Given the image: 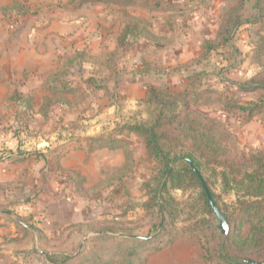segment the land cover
Returning <instances> with one entry per match:
<instances>
[{
  "label": "rangeland",
  "instance_id": "374dc122",
  "mask_svg": "<svg viewBox=\"0 0 264 264\" xmlns=\"http://www.w3.org/2000/svg\"><path fill=\"white\" fill-rule=\"evenodd\" d=\"M58 1L74 8L52 16L67 22L66 29L60 30L62 35L47 30L49 16L41 11L44 1L0 2V125L10 132L20 119L32 124L37 128L28 134L37 132L52 151H65L74 139L77 143L85 140L87 148L91 145L89 152L97 150L85 154L77 168L64 170L71 180L65 190L84 208L77 217L86 222L63 230L52 250L64 253L53 254L58 262L51 264H218L205 259L202 243L213 252L214 237L224 239L227 233L215 229L218 222L206 213L195 184L184 182L178 188L167 183L163 199L159 198L165 205L160 221L152 193L161 165L148 154L143 138L131 126L151 118V109L141 98L149 85L183 91L192 83L195 91L189 94L190 100L195 99L194 108L224 126L230 158L264 152V111L250 118L238 108L253 101L264 110V91L236 87L257 73L264 76V67L251 56L253 47L264 39V0H108V6L90 0ZM54 4L56 0H52ZM258 15V22L242 25L231 41L240 63L229 68L234 59L225 49L204 52L205 42H217L229 33L225 27L245 18L253 21ZM135 26L132 31L145 37L129 36L126 45L117 47L122 28ZM75 52L92 59L72 61L67 67L66 77L72 85L86 87L85 80L93 71L96 85L102 87L93 88L83 106H71L77 101L72 96L73 103L62 108L58 104L62 95L52 92L51 96L43 81L58 58H62V67ZM109 52H114L113 71L119 74L106 80L107 73L97 71L102 65L95 58ZM44 96H51L56 104L52 103V114L46 118L38 112ZM28 98H32L30 103ZM99 136L108 138L112 147L98 148L99 143L89 140ZM120 174L124 175L121 182L117 180ZM124 183H128V194L120 193ZM213 190L221 208L229 213L234 192L225 191L219 181ZM99 226H115L121 235L90 234L84 240V235ZM20 243L7 245L12 256L2 264H50L45 253L27 250L30 242ZM261 253L254 259H260ZM63 255L68 256L64 261Z\"/></svg>",
  "mask_w": 264,
  "mask_h": 264
},
{
  "label": "trees",
  "instance_id": "16d2710c",
  "mask_svg": "<svg viewBox=\"0 0 264 264\" xmlns=\"http://www.w3.org/2000/svg\"><path fill=\"white\" fill-rule=\"evenodd\" d=\"M90 1L99 2L100 5L108 4V0ZM117 1L126 3L124 0ZM158 2L166 3L165 0ZM257 17H253V21H250L249 18L235 21L231 27H225L224 29L229 30V33L221 36V40L217 42H205L203 45L204 52L206 54L218 53L225 49L229 51L232 59H234V63L230 64L229 68L234 67V64L240 63L235 60V55L239 52L231 41L242 25L258 22L260 16ZM132 28L135 29L136 26L122 28L117 38V47L126 45L129 36L142 35L140 31L133 32ZM260 39L259 44L253 47L251 56L259 67H264V39ZM114 56V52H109L95 58L102 65V68L99 67L97 71L107 73L105 75L106 80H111L119 74L118 70L113 71ZM90 59H92V56L87 54L85 56L83 52H75L72 59H65V63L62 65L63 68L60 65L62 58H58L53 69L45 74L44 89L48 90L51 96L52 92H58L62 95L58 100L60 107L63 108L67 104H72L73 102L70 103L72 96L77 101L71 106H83L93 88L97 90L102 87V85H96L93 71H90L91 74L85 80L86 87L76 83L72 85V80L66 77L67 67L72 64V61L83 63L89 62ZM226 69L228 70V68ZM52 82H57V84L53 86ZM192 87L193 85L190 83L183 91H171L168 88L162 89L149 85L144 91L142 101L149 105L151 118L149 121L131 126V130L137 132L143 138L148 154L161 165L156 188L152 193L153 206L154 208L157 207L156 199L162 198V192L167 183L178 188H183L182 183L184 182L193 183L199 188V199L205 206L206 213L211 215V219L218 222L215 224V229L218 231L220 229L219 220L210 204L202 184L203 181L211 200L222 213L228 225V231L224 239H220V236L214 237L213 252L205 242L202 243L205 259L209 262L218 261V264H250V262H256L257 260L264 263V152L255 150L238 158H230L228 155L229 136L224 126L218 119L210 118L199 110L196 111L193 106L195 99L190 100L189 92L193 90ZM236 87L242 91L256 89L264 91V76L257 73L250 80L238 84ZM237 93L235 92L233 95L235 96ZM68 95H70V99ZM51 96H44L38 109V112L45 118L52 114L51 105L55 101L52 100ZM28 99L27 102L30 103L32 98ZM54 105L56 104L54 103ZM27 108H31V105L27 104ZM238 108L246 112L250 118L264 111L261 103L253 101H248L244 106H238ZM24 127L30 128V123L24 125ZM16 130L14 129V135H18L20 126ZM106 139L108 138L99 136L89 140L99 143L98 148L112 147V142ZM4 153V150H0V158ZM173 164L174 166H172ZM123 177L124 175L120 174L117 176V180L121 182ZM165 177L166 179L162 183ZM218 181L225 191L231 190L235 194V203L229 213L223 210L216 200L213 187ZM161 183L162 186L159 190ZM128 187V183L122 184L120 193L128 194ZM160 211L161 214L165 211L163 202L160 203ZM93 231L120 233L115 226H99L93 228ZM209 251L210 254H208ZM261 251L260 259H254V255ZM212 253L215 255H212ZM56 256L47 255V258L52 263H57ZM62 258L64 261L68 256L63 255Z\"/></svg>",
  "mask_w": 264,
  "mask_h": 264
},
{
  "label": "crops",
  "instance_id": "0c3cea01",
  "mask_svg": "<svg viewBox=\"0 0 264 264\" xmlns=\"http://www.w3.org/2000/svg\"><path fill=\"white\" fill-rule=\"evenodd\" d=\"M41 1H44L41 11L49 16L47 30L62 35L64 32L60 30L66 29L64 24L67 22L62 23L52 16L73 11L74 8L71 5L58 4V0L54 5L52 0ZM0 2L6 4L7 0ZM0 100H3L2 96ZM23 122L20 119L15 124L12 123L11 133L3 127L4 124L0 125V150H8L0 162V264L5 263L2 261L9 255L12 256V251H9L12 248L7 245L17 241H21L20 246L30 242L27 250L45 253L51 264L52 261L47 255L64 253L57 248L52 250L59 243L57 241L63 230L73 224L86 222V219L79 218L84 208L80 207L71 192L65 190L66 183L71 180L64 170L77 168L83 163L85 154L96 153L97 150L89 152L85 140L79 139L77 143V139H74L75 141L68 143L65 151H52V146L47 148L44 146L45 141H41L37 132L28 134V131L37 127H24L27 124ZM18 126L20 132L14 135V129L16 130ZM49 143L52 145V141ZM90 234L92 232L84 235V240Z\"/></svg>",
  "mask_w": 264,
  "mask_h": 264
},
{
  "label": "water",
  "instance_id": "95a60500",
  "mask_svg": "<svg viewBox=\"0 0 264 264\" xmlns=\"http://www.w3.org/2000/svg\"><path fill=\"white\" fill-rule=\"evenodd\" d=\"M165 179H166V177L162 180V183L165 181ZM162 183L159 186V190L161 189ZM202 184H203V186L205 188V191H206L207 196L209 198L210 204H211V206H212V208L214 210V213L216 214V216H217V218L219 220V226H220V229H221V233L223 235H225L227 233V230H228V225L226 223V220H225L224 216L222 215V213L219 211V209L216 207V205L214 204V202L211 200V198L209 196V193H208V190L206 189L205 184H204L203 181H202ZM157 207H158V211H159L160 221H162V214H161V211H160V201H159V198L157 200ZM101 233H103V234H109V235H114V236H120L121 235L120 233L109 232V231H103V232L95 231V232H92V234H101ZM250 264H264V263L252 261V262H250Z\"/></svg>",
  "mask_w": 264,
  "mask_h": 264
}]
</instances>
